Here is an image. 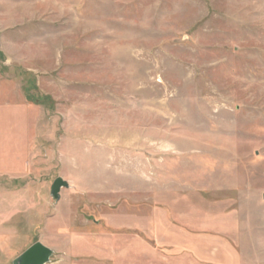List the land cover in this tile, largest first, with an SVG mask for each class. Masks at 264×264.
Wrapping results in <instances>:
<instances>
[{
	"label": "rangeland",
	"instance_id": "374dc122",
	"mask_svg": "<svg viewBox=\"0 0 264 264\" xmlns=\"http://www.w3.org/2000/svg\"><path fill=\"white\" fill-rule=\"evenodd\" d=\"M36 242L264 264V0H0V264Z\"/></svg>",
	"mask_w": 264,
	"mask_h": 264
},
{
	"label": "water",
	"instance_id": "95a60500",
	"mask_svg": "<svg viewBox=\"0 0 264 264\" xmlns=\"http://www.w3.org/2000/svg\"><path fill=\"white\" fill-rule=\"evenodd\" d=\"M69 185L62 178H57L51 188V197L58 201L60 193L63 189L68 188ZM54 251L46 247L41 242L34 243L30 248L18 256L13 264H49Z\"/></svg>",
	"mask_w": 264,
	"mask_h": 264
},
{
	"label": "crops",
	"instance_id": "0c3cea01",
	"mask_svg": "<svg viewBox=\"0 0 264 264\" xmlns=\"http://www.w3.org/2000/svg\"><path fill=\"white\" fill-rule=\"evenodd\" d=\"M102 240V241H101ZM101 240H100V242L98 243V246H97V248H98V255L99 256H102L103 257V259H105V258H108V259H106L105 261L107 262H114L115 260V258H114V254H113V251L115 250V249H118L119 247H118V245H117V243H115L116 241L113 239V240H111V239H109V240H107L106 238H101ZM43 244V243H42ZM46 246V245H45ZM46 247H48V248H50V249H52L53 251H55L53 248H51L50 246H46ZM55 253V252H54ZM129 257H131V255H129ZM111 260H113V261H111ZM122 263V262H121ZM106 264V263H105ZM115 264H117V262H115Z\"/></svg>",
	"mask_w": 264,
	"mask_h": 264
}]
</instances>
